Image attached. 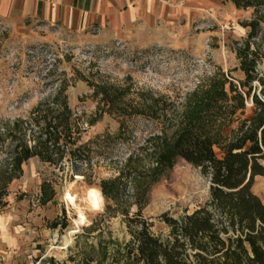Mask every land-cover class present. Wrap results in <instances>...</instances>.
Listing matches in <instances>:
<instances>
[{"label":"trees","instance_id":"16d2710c","mask_svg":"<svg viewBox=\"0 0 264 264\" xmlns=\"http://www.w3.org/2000/svg\"><path fill=\"white\" fill-rule=\"evenodd\" d=\"M222 1L254 12L252 19L241 21L249 30L235 48L239 66L234 70H241L244 79L236 82L218 68L183 100L162 95L140 106L102 108L100 115L117 113L119 131L87 141L82 116L70 105L69 80H62L28 115L8 121L0 130V205H6L9 186L23 175L24 164L36 157L54 169L64 171L67 166L71 178L84 176L90 186L100 189L108 216L125 217L132 237L124 245L117 242L114 264H264V202L252 190L256 177L264 175V74L259 69L264 62V0ZM96 87L105 105L114 102L105 86ZM134 116L157 120L159 130L132 146L117 176L92 181V173L89 176L83 169H92L94 147L105 152L111 139H125ZM87 123L93 125L95 120ZM179 159L199 167L209 178L211 197L178 217L161 214L159 220L168 232L157 234L143 210L153 186ZM54 181L41 184L43 205L56 196ZM129 190L131 202L125 199ZM134 206L137 210L132 212ZM53 225L67 227L59 221ZM98 226L93 222L85 230ZM111 242L99 244L102 261L111 252ZM82 254L84 264L95 259L89 250Z\"/></svg>","mask_w":264,"mask_h":264},{"label":"rangeland","instance_id":"374dc122","mask_svg":"<svg viewBox=\"0 0 264 264\" xmlns=\"http://www.w3.org/2000/svg\"><path fill=\"white\" fill-rule=\"evenodd\" d=\"M253 16L251 9H237L232 3L219 0L207 11L198 12L192 26L176 41L148 46L121 42L79 44L46 37L38 29L35 33L19 30L0 19V130L8 121L28 115L42 99L55 92L64 79L69 80L70 105L82 116L86 128L83 141L97 134L119 131L117 113L100 115L102 108L115 111L130 104L140 106L162 95L171 100H183L218 68L238 82L244 79V73L234 70L239 65L235 48L247 37L249 30L241 21ZM259 69L264 74V62ZM96 85L105 86L114 102L105 105ZM91 119L95 120L93 125L87 123ZM159 126L160 123L151 117L129 118L125 139H111L105 152L94 147L97 152L92 169L85 167L83 172L89 176L92 173L90 178L95 182L117 176L132 146L142 144L159 130ZM52 179L56 196L43 205L41 184ZM210 185L209 178L199 167L179 159L153 186L149 203L143 210L144 217L154 223L152 231L164 235L168 232L159 220L161 214L169 212L178 217L206 204L211 197ZM95 187L98 188L90 186L82 175L69 177L67 166L61 171L36 157L28 160L23 175L10 184L4 198L7 203L0 205V214L13 213L18 225L30 226L24 238L36 236V239H28L19 246L6 247L0 243L3 254L10 256L1 259L0 264H84L83 250L91 251L94 256L91 264H114L112 252L117 242L124 245L132 236L122 214L108 216L105 198L102 210L89 208L86 194ZM68 190L78 197L79 206L85 210L88 219L85 224L76 223L78 208L64 198ZM252 190L264 202V175L256 177ZM130 192H126L125 199L131 202ZM136 210L134 206L132 212ZM56 221L67 223V227H54ZM93 222L99 226L91 232L86 231ZM47 233L54 247L42 257L48 248ZM105 240L112 241L111 252L107 260L102 261L99 244Z\"/></svg>","mask_w":264,"mask_h":264},{"label":"crops","instance_id":"0c3cea01","mask_svg":"<svg viewBox=\"0 0 264 264\" xmlns=\"http://www.w3.org/2000/svg\"><path fill=\"white\" fill-rule=\"evenodd\" d=\"M219 0H0V19L19 30L79 44L121 42L148 46L167 44L192 26L200 11ZM239 66V65H238ZM27 222V221H26ZM13 213L0 214V243L25 244L30 226L18 225ZM28 225V224H27ZM26 226V225H25ZM50 234L47 233V239ZM45 240L53 250L52 238ZM39 241L33 242L36 245ZM30 243V242H29ZM1 245V246H2ZM0 247V260L9 259ZM40 257V259L42 258Z\"/></svg>","mask_w":264,"mask_h":264},{"label":"bare ground","instance_id":"6f19581e","mask_svg":"<svg viewBox=\"0 0 264 264\" xmlns=\"http://www.w3.org/2000/svg\"><path fill=\"white\" fill-rule=\"evenodd\" d=\"M80 177V176H78ZM64 198L67 200L68 203L76 206L78 209V218L76 219L77 224H85L87 222V215L85 213V210L82 209L78 204V197L76 195H73L69 190L64 194ZM86 202L89 206V208L93 210H99L103 207L104 204V197L102 196V193L100 189L98 188H90L87 191L86 194ZM85 202V203H86ZM69 204V205H70ZM102 210V209H101ZM74 232V231H72ZM71 237V236H70Z\"/></svg>","mask_w":264,"mask_h":264}]
</instances>
